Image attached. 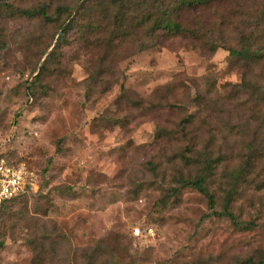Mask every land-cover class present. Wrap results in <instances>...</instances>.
Here are the masks:
<instances>
[{
    "label": "rangeland",
    "instance_id": "374dc122",
    "mask_svg": "<svg viewBox=\"0 0 264 264\" xmlns=\"http://www.w3.org/2000/svg\"><path fill=\"white\" fill-rule=\"evenodd\" d=\"M8 1L27 9L47 5L54 20H0V150L27 162L39 185L2 213L0 264H34L31 238L56 250L57 260L43 264H86L93 253L95 264L259 258L264 59L247 63L225 47L212 49L222 38L235 46L240 23L264 49V0L215 1L183 11L180 22L198 29V38L162 31L146 50L140 24L177 0H131L125 9L120 0H91L62 39L68 12L59 14L58 7L84 0ZM115 21L121 36L129 29L133 34L117 36ZM128 98L140 100V108ZM162 130L169 135L158 138ZM182 153L191 162L207 153L216 210L231 192V210L256 226L242 229L228 216H207V198L192 187L179 202L162 206L159 185L198 172ZM150 162L158 167L156 177Z\"/></svg>",
    "mask_w": 264,
    "mask_h": 264
},
{
    "label": "trees",
    "instance_id": "16d2710c",
    "mask_svg": "<svg viewBox=\"0 0 264 264\" xmlns=\"http://www.w3.org/2000/svg\"><path fill=\"white\" fill-rule=\"evenodd\" d=\"M91 0H84L80 1L78 5H60L58 7L59 14L68 12V18L66 19V22L61 25V31L59 33V38H63L66 34H68L69 30L72 28V25L75 21L79 19V17L83 16L85 13V9H88V2ZM131 0H120V4L123 9H125L126 3H130ZM215 1H227V0H177L174 5H168L164 9H160L158 12L154 15V20L152 21V17L149 15L147 19L143 20V23L140 25H144L146 30L144 32V40L142 41L140 47L142 50H146L152 46H155L156 39L159 34H161L162 31H165L166 34H169L172 36V33H175L173 36H183L187 39L191 38H198L199 30L192 28L190 26H183V24L180 22V15L183 11H193L197 10L202 5H210ZM111 3H116V0H113ZM120 8L119 15H122L124 13L123 9ZM27 16V17H37L42 16L45 20L53 21L54 18L50 15L48 11V6H40L37 8H22L19 6H15L12 3H10L8 0H0V20L6 19L8 17L13 16ZM123 20V19H122ZM237 26H235L236 29H239V35L238 40L235 43V46H228L227 47V41L226 39L222 38L223 40L216 43L214 41V47L212 50L217 49L218 47H225L227 48L231 54L239 56L241 59L246 61L247 63H258L261 62L264 59V49L255 47V44L257 43V37L253 36L251 32H248L246 30L247 26H244L242 23H240ZM113 31L116 32L117 36H130L133 34L130 31V29L127 31V33L121 34L119 33L120 28H122V25L118 24V21H115ZM171 31V32H170ZM171 33V34H170ZM225 40V41H224ZM59 40L57 41V43ZM56 46V44H55ZM54 46V47H55ZM53 51L48 55L49 58L53 55ZM38 83V77L34 78V81L30 84L29 89L34 92L35 86ZM129 102L136 108H140L141 101L140 100H133L128 98ZM169 133L167 130H162L158 134L159 137L167 136ZM2 151L7 157L14 160L10 155H8L4 150ZM190 151H192L190 149ZM189 152V151H188ZM182 159L186 163H190L191 166H197L198 172L192 176H184L180 175L179 177H176V184L175 185H168L167 187L164 185H159V189L162 192V196L160 199V204L164 207H168L169 204L173 202H179L180 196L183 190L187 187H192L197 190H199L208 201V208L209 212L207 216H228L233 224L239 228L246 229L251 228L253 226H256L254 222L251 221H242L240 220L237 215L231 210V204L233 200V193L228 192L227 196L225 198V202L223 204V209L218 211L216 210L217 207V199L216 194L211 191L210 185L212 182V178L214 176V165L212 164V160L208 157L207 153H199L198 155H195L194 158H196L193 162L192 158H189L190 155H187L186 153H182L180 155ZM16 161V160H15ZM151 170L154 172L155 177L158 175V167L154 162H150ZM156 181H158L156 179ZM31 191H28L14 199L8 200L4 202L0 207V218L2 217V213L5 209L10 207L12 204H14L16 201L22 199L26 195H28ZM45 239H35L31 238L29 239V244L34 250L32 261L34 264H43L46 261H56L58 256L57 253H54L56 250L55 248L51 252L47 251V248L45 247ZM4 242L0 238V246H4ZM57 248V247H56ZM97 253H93L88 257V261L86 264H95L97 261ZM241 264H264V253L257 258L254 259L253 257H250L248 260L242 262Z\"/></svg>",
    "mask_w": 264,
    "mask_h": 264
},
{
    "label": "built area",
    "instance_id": "2783aa9c",
    "mask_svg": "<svg viewBox=\"0 0 264 264\" xmlns=\"http://www.w3.org/2000/svg\"><path fill=\"white\" fill-rule=\"evenodd\" d=\"M38 186L36 174L27 162L12 160L0 151V207Z\"/></svg>",
    "mask_w": 264,
    "mask_h": 264
}]
</instances>
